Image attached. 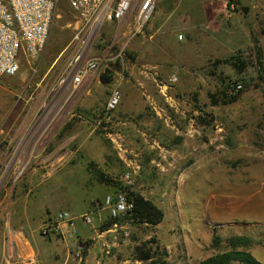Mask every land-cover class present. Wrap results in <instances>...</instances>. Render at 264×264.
I'll use <instances>...</instances> for the list:
<instances>
[{"label":"rangeland","instance_id":"374dc122","mask_svg":"<svg viewBox=\"0 0 264 264\" xmlns=\"http://www.w3.org/2000/svg\"><path fill=\"white\" fill-rule=\"evenodd\" d=\"M174 1L171 28L157 32L149 23L136 30L135 8L122 22L91 26L63 0L46 51L22 56L19 73L0 82V202L10 190L18 204L28 199L34 246L65 258L77 240L41 235L40 209L44 220L93 214L96 229L110 220L103 204L117 190L97 181L94 162L164 213L156 227L120 222L130 242L116 255L132 258L148 243L155 258L141 264H200L221 251L214 236L238 235L264 262V0H217L212 24L208 0ZM81 54L99 68L75 84ZM233 56L235 64L214 65ZM234 82L242 90L224 104ZM115 88L122 102L107 112ZM77 229L93 234L81 220Z\"/></svg>","mask_w":264,"mask_h":264},{"label":"built area","instance_id":"2783aa9c","mask_svg":"<svg viewBox=\"0 0 264 264\" xmlns=\"http://www.w3.org/2000/svg\"><path fill=\"white\" fill-rule=\"evenodd\" d=\"M61 1L0 0V79L14 77L19 73L22 56L35 60L46 51L55 14ZM65 1L86 23H91V26L99 24L100 19L122 22L129 18L135 8V28L139 31L150 21L157 3V0H119L114 6L115 0ZM83 58L81 54L76 60L78 67L74 76L75 84L81 83L90 72L99 68L97 59L82 63ZM177 82L176 76H170V85H175ZM167 88L165 86V89ZM226 89L227 95L234 97L241 92L242 85L230 84ZM122 98V92L119 88H115L107 102V112L115 111L120 106ZM1 131L2 125L0 124V133ZM124 180L131 183V176L126 174ZM103 206L113 219L126 214L132 208L124 194H118L115 197L107 196ZM77 220H81L86 226L93 228V214L86 213L77 217L67 210H61L55 216H49L44 221L41 235L44 237H63L67 234L77 236ZM111 229L124 230L122 240L124 243H128L130 234L125 226L114 223ZM84 251L85 246L78 243L73 252L74 258L80 263L84 261Z\"/></svg>","mask_w":264,"mask_h":264},{"label":"crops","instance_id":"0c3cea01","mask_svg":"<svg viewBox=\"0 0 264 264\" xmlns=\"http://www.w3.org/2000/svg\"><path fill=\"white\" fill-rule=\"evenodd\" d=\"M118 2L119 0L117 3ZM161 4L166 6V10L161 9V12L157 15L158 6ZM174 5V0H157L154 10L155 14L153 13L155 16L152 15V17L157 16L159 19L153 21L151 17L152 20L150 19L148 22L149 24L147 23L148 29L150 31L157 30V32L167 28L170 29L172 24L171 19L174 13ZM220 5V1L217 0H208L205 2L207 15L205 18L207 19L208 24L213 23V18L211 17V19L210 15L211 13H215L216 15V10ZM160 20H162L161 23L158 22ZM136 30L139 31L138 29ZM5 78L13 77H4L0 79V82ZM90 79L91 77L89 73L84 80L89 82ZM9 192L8 196L0 202V264H141L140 261L134 260L126 255L115 254L116 252L119 253L121 248L128 247L130 241H128V243H123L124 246L120 245L118 240H121L120 237L123 233L122 231L119 233V231L114 229L100 231V229L93 227L92 236H88L82 231H78L74 247L76 249L78 243H80L87 249L82 263L74 258L73 252L75 249L68 252L65 258H62L57 251L53 252L34 246L30 237L31 234L36 231L33 224L36 217L30 212L31 208L27 203L28 199L25 200V202L21 200V204H18V202L12 197L13 191L10 190ZM44 216L45 210L40 209L37 215L41 221L38 228L40 232L45 221L43 218ZM71 236L72 235L69 234L63 237L51 236L49 239L51 241V239L54 238L57 241L66 242L67 240H72L76 237Z\"/></svg>","mask_w":264,"mask_h":264},{"label":"trees","instance_id":"16d2710c","mask_svg":"<svg viewBox=\"0 0 264 264\" xmlns=\"http://www.w3.org/2000/svg\"><path fill=\"white\" fill-rule=\"evenodd\" d=\"M63 1V0H62ZM232 3H238L235 0H230ZM230 5V3H229ZM244 12H248L247 7H242ZM258 41H256L257 43ZM259 55V61L261 66V50L257 48ZM235 57H231L225 60H217L214 65L221 63H233ZM234 85H238V82H234ZM214 99V97L212 96ZM237 96L231 97L228 101H224V104L233 103L237 101ZM71 124L66 126L62 131L63 136L65 131H68ZM89 170L94 175V177L102 184L107 186H113L116 188L117 192L114 195L124 194L127 197L128 202L132 205L131 210L126 214L121 215L117 219H113L110 216V220L105 221L103 226H101L100 231H107L111 229L114 223H122V221L131 222L132 224H142L151 227H156L162 223L164 220L163 211L158 208L153 202L147 200L141 194L133 191L131 188L126 187L121 181L109 176L94 162L89 163ZM152 243L157 245L156 240H152ZM252 240L247 236H231L227 239H223L221 236H214L212 247L213 249H221L217 254L210 256L209 258L202 261L200 264H231L233 262H238L241 264H264V262L259 261L251 252L250 247L253 245ZM222 247L224 248L222 250ZM87 249L85 248L84 257L86 255ZM155 258V251L152 247L148 246V243L143 244L135 248L134 256L132 259L138 260L142 263H148L153 261ZM159 264H169L167 261H161Z\"/></svg>","mask_w":264,"mask_h":264}]
</instances>
